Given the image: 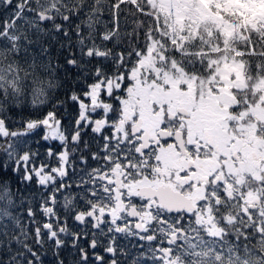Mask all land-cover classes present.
<instances>
[{
    "label": "snow or ice",
    "instance_id": "1",
    "mask_svg": "<svg viewBox=\"0 0 264 264\" xmlns=\"http://www.w3.org/2000/svg\"><path fill=\"white\" fill-rule=\"evenodd\" d=\"M118 238L131 264H264V0H0V264H119Z\"/></svg>",
    "mask_w": 264,
    "mask_h": 264
},
{
    "label": "trees",
    "instance_id": "2",
    "mask_svg": "<svg viewBox=\"0 0 264 264\" xmlns=\"http://www.w3.org/2000/svg\"><path fill=\"white\" fill-rule=\"evenodd\" d=\"M67 56H68L67 51L61 49L58 44L54 43L52 45V55L50 59H52L53 64L58 63L59 65L62 66L56 72H54L53 78L56 80V82L63 84V87H59L53 90V95L57 96L62 101L67 100V95L69 94L70 90L73 87H75L76 82L78 80V70L66 64ZM47 110H51V109H47ZM75 111H76L75 105L71 104V102H67L65 103L63 108L58 109V115H60V117L64 119V122L66 123V122H69V119H68L69 114H71V116H74ZM37 139H39V135H37ZM30 143L32 142L30 141ZM52 144H50V142H44V141H40V143L38 144L32 143V147L38 150L40 153V156L37 159V163L43 162L47 159L45 156V153L49 146H52L54 150L57 152L61 150V145L56 144L54 141ZM82 153L84 154V151ZM75 162H76L75 166H76L77 173H79V171L84 167V165L81 164L82 166L80 167L76 157H75ZM51 163L54 165L55 160L53 159ZM66 179L73 180V181L76 179V177L73 175L71 170L69 171V176ZM16 186L19 187L21 194L24 196L25 203L33 206L34 210H37V219L42 220V216L40 215L38 211V201L32 199V197L35 196L38 191L36 184L33 182L31 185L21 184V185H16ZM23 211L24 209L21 208V212ZM63 215H64V211L61 209V216ZM21 218L25 219L23 216ZM68 224L70 227L74 228L71 215H69ZM43 251H44V256H43L44 264H54L50 247L46 245ZM63 258L65 259V264H71V261L73 259L69 251H65L63 253Z\"/></svg>",
    "mask_w": 264,
    "mask_h": 264
},
{
    "label": "flooded vegetation",
    "instance_id": "3",
    "mask_svg": "<svg viewBox=\"0 0 264 264\" xmlns=\"http://www.w3.org/2000/svg\"><path fill=\"white\" fill-rule=\"evenodd\" d=\"M67 123H69V122H66L65 124H67ZM83 139H84V141H86V142H88V144H89V150H87V151H84V156H89V153H90V151H95V150H97V147H98V145L96 144V143H94L93 142V138H92V134L91 133H89L88 135H85L84 137H83ZM56 144H59V142L58 141H54ZM53 143V141H50V144H52ZM52 145H54V144H52ZM60 145V144H59ZM80 155H81V153H77V156H76V158H77V161H78V163H79V166L81 167L82 165H81V163H80ZM88 165H90V166H96L95 165V162L94 161H92L91 159H90V157H89V159H88ZM118 241H123V240H121V239H119L118 238ZM134 241V240H133ZM134 242H136V241H134ZM86 243V242H85ZM97 251H100V252H103L102 251V248L101 249H97ZM104 255H108V254H104Z\"/></svg>",
    "mask_w": 264,
    "mask_h": 264
},
{
    "label": "rangeland",
    "instance_id": "4",
    "mask_svg": "<svg viewBox=\"0 0 264 264\" xmlns=\"http://www.w3.org/2000/svg\"><path fill=\"white\" fill-rule=\"evenodd\" d=\"M60 151V150H59Z\"/></svg>",
    "mask_w": 264,
    "mask_h": 264
}]
</instances>
